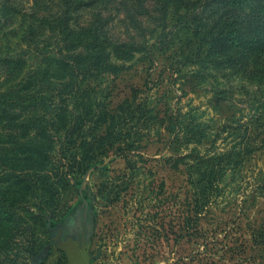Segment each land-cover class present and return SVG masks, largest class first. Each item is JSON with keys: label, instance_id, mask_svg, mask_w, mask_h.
<instances>
[{"label": "rangeland", "instance_id": "obj_1", "mask_svg": "<svg viewBox=\"0 0 264 264\" xmlns=\"http://www.w3.org/2000/svg\"><path fill=\"white\" fill-rule=\"evenodd\" d=\"M239 2L242 11L254 5ZM62 13L76 33L96 27L99 39H106L109 62L117 66L84 81L91 103L146 81L142 97L159 120L143 134L144 148L131 153L129 167L109 154L86 161L90 168L84 173L66 172L63 185L57 184L56 210L41 204L42 175L16 178L0 166V205L16 200L6 208L8 218L0 220L6 235L0 239V264H59L63 256L55 248V233L77 215L90 227L85 241L90 264H264V81L205 54L197 39L210 19L203 13L178 18L173 0H0V94L11 86L19 89L26 73L59 58L65 47L62 27L48 29ZM160 34L163 46L156 42ZM177 41L194 49L191 60L184 62ZM84 44L72 49L85 51ZM119 45L139 52L131 60H116L112 52ZM12 58L22 61L23 71ZM3 101L0 97L1 107ZM1 119V137L20 133ZM70 150L82 164L86 151L79 145ZM180 156L199 161L198 179H206L210 167L223 179L201 213V237L191 239L181 232L178 190L191 169L184 176L165 162Z\"/></svg>", "mask_w": 264, "mask_h": 264}, {"label": "trees", "instance_id": "obj_2", "mask_svg": "<svg viewBox=\"0 0 264 264\" xmlns=\"http://www.w3.org/2000/svg\"><path fill=\"white\" fill-rule=\"evenodd\" d=\"M173 1L178 18L185 17L186 21L190 17L196 19L203 13L210 19L211 23L197 39L198 44L206 49L205 54L220 58L258 82L264 81V0H249L254 4L249 11L240 10L239 0ZM69 20L62 13L54 19L56 25L49 23L48 30L62 27L61 40L65 47L59 52V58H53L51 66L26 73L28 76L18 85L19 89L11 86L7 92L0 94L5 105L0 106L1 120L6 121L9 129H21L17 135L2 136L6 141L0 142L1 170L8 171L16 178L31 173L42 175L39 183V189L43 190L41 204L50 206L52 210L58 208L57 184L63 185L61 180L66 172L84 173L90 168L86 161L93 162L109 154L122 158L125 166L129 167L133 157L131 153L144 148L141 145L143 134L154 128L159 120L157 112H151L142 97V87L147 84L146 81L140 87L133 84L126 91H107L108 101L91 103V90L88 86L82 87L84 81L102 74L101 69H117V66L109 62L108 51L104 48L106 39H99L96 27L82 28L81 32L76 33L68 25ZM178 24H184V21H179ZM194 33L193 30L190 34ZM74 35L78 37H73ZM164 37L165 35H158L156 42L163 46ZM82 41L85 42V51H74V44ZM169 42L172 43L173 39ZM177 44L178 41L175 46ZM184 45L182 41V45H178L176 50L184 56V62H187L191 60L189 56H194V49L186 50ZM165 46L167 49L164 50H169L168 45ZM137 51L139 52L119 45L112 56L119 61H128L132 58L131 54ZM11 63L21 64L19 71H23L20 59L12 58ZM16 68L13 67L12 70H18ZM111 88L115 89V86ZM163 123L164 121H159V124ZM74 145H79L86 151L82 164L77 162L79 153L70 150ZM5 156L10 159L5 161ZM187 159L181 156L171 157L165 162H170L174 171H182L184 176L186 170L191 169L192 173H187L178 189L181 191V232L184 237L191 239L193 236L201 237L198 226L201 213L204 208L209 207L212 192L223 179L212 175V167L208 170L206 179H198L195 175L199 171V161L196 159L189 163ZM59 167H63L65 171L60 173ZM15 204L16 200H10V204L5 202V205H0V220L8 218L6 208ZM5 237L2 225L0 239Z\"/></svg>", "mask_w": 264, "mask_h": 264}, {"label": "flooded vegetation", "instance_id": "obj_3", "mask_svg": "<svg viewBox=\"0 0 264 264\" xmlns=\"http://www.w3.org/2000/svg\"><path fill=\"white\" fill-rule=\"evenodd\" d=\"M88 221L77 215L76 219L70 225H66L64 229H60L55 233L54 241L55 248L60 251L63 259L59 261V264H90V259L87 254V246L85 241L89 236ZM41 260L33 264H40Z\"/></svg>", "mask_w": 264, "mask_h": 264}]
</instances>
